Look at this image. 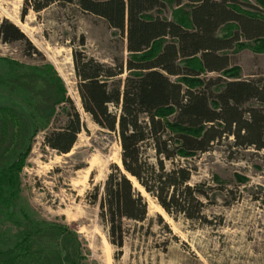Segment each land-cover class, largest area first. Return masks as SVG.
<instances>
[{
	"label": "trees",
	"instance_id": "1",
	"mask_svg": "<svg viewBox=\"0 0 264 264\" xmlns=\"http://www.w3.org/2000/svg\"><path fill=\"white\" fill-rule=\"evenodd\" d=\"M170 4L177 6L171 17ZM53 6L101 17L127 43V59L112 64L73 50L82 108L117 134L122 148L123 168L113 166L99 201L110 241L122 249L131 233L125 221L149 219V203L130 176L169 214L207 221L202 198L213 189L191 184L199 167L183 160L229 138V151L264 150V78L237 76L231 63L246 42L264 51V0H24L22 18ZM15 41L25 42L29 55L40 53L5 19L0 42ZM1 59L8 70L0 75V99L6 92L13 103L0 106V223L19 228L10 235L0 227V264H81L79 234L68 224L33 218L20 194L37 135L46 131V146L69 153L86 125L52 63ZM55 121L60 124L51 128Z\"/></svg>",
	"mask_w": 264,
	"mask_h": 264
},
{
	"label": "rangeland",
	"instance_id": "2",
	"mask_svg": "<svg viewBox=\"0 0 264 264\" xmlns=\"http://www.w3.org/2000/svg\"><path fill=\"white\" fill-rule=\"evenodd\" d=\"M23 5L24 0H0V23L8 19L18 25L40 53L29 55L31 49L22 41L0 42V75L8 70L1 58L28 64L45 58L65 80L86 128L72 150L63 154L44 144L46 131L37 135L21 175V208L35 219L74 229L83 250L81 264H264V150L229 151L233 138L215 142L210 151L183 160L199 167L191 184L206 182L213 189L208 199L202 198L207 221L169 214L130 176L149 203V219L144 223L125 221L131 233L122 249L110 241L99 201L113 166L123 168L122 148L118 135L99 127L82 108L73 50L112 64L127 59L126 39L93 14L53 6L40 14L30 10L22 18ZM176 9L170 4L166 14L171 17ZM257 47L255 42L238 47L231 60L237 76L264 78V51ZM21 101L22 96L17 95L16 102ZM11 103L13 99L5 92L0 106ZM57 122L51 128L60 124ZM150 155L154 161L153 151ZM238 174L245 180L238 179ZM2 226L8 233L19 228L11 221L1 222Z\"/></svg>",
	"mask_w": 264,
	"mask_h": 264
},
{
	"label": "bare ground",
	"instance_id": "3",
	"mask_svg": "<svg viewBox=\"0 0 264 264\" xmlns=\"http://www.w3.org/2000/svg\"><path fill=\"white\" fill-rule=\"evenodd\" d=\"M136 185V184H135Z\"/></svg>",
	"mask_w": 264,
	"mask_h": 264
}]
</instances>
